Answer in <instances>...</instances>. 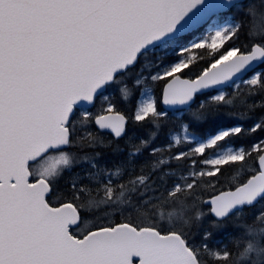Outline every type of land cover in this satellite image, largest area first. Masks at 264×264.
Returning a JSON list of instances; mask_svg holds the SVG:
<instances>
[{"label": "snow or ice", "instance_id": "1", "mask_svg": "<svg viewBox=\"0 0 264 264\" xmlns=\"http://www.w3.org/2000/svg\"><path fill=\"white\" fill-rule=\"evenodd\" d=\"M0 264H264V0H0Z\"/></svg>", "mask_w": 264, "mask_h": 264}]
</instances>
